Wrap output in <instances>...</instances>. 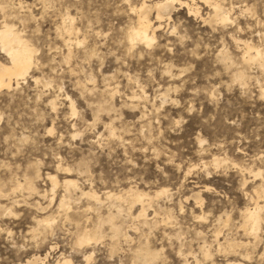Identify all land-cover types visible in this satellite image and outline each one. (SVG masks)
<instances>
[{
	"label": "rangeland",
	"instance_id": "374dc122",
	"mask_svg": "<svg viewBox=\"0 0 264 264\" xmlns=\"http://www.w3.org/2000/svg\"><path fill=\"white\" fill-rule=\"evenodd\" d=\"M22 1L40 64L0 92V264L48 252V264L62 253L76 264L89 253L88 264H264V207L256 241L243 227L261 186L264 205V67L241 58L244 40L264 48V0H217L227 23L184 0L203 18L176 3L156 40L131 49L144 0ZM68 15L80 29L69 45L58 29ZM66 178L78 184L70 194ZM27 179L36 191L13 190ZM128 188L153 198L147 217L118 198ZM86 228L98 242L75 244Z\"/></svg>",
	"mask_w": 264,
	"mask_h": 264
},
{
	"label": "bare ground",
	"instance_id": "6f19581e",
	"mask_svg": "<svg viewBox=\"0 0 264 264\" xmlns=\"http://www.w3.org/2000/svg\"><path fill=\"white\" fill-rule=\"evenodd\" d=\"M11 1L13 0H0V92L6 89L10 90L13 87H15V85L18 86L21 80L26 79L27 76L30 74L31 70L34 69L35 67H38V65L40 64L39 48L33 43L32 39L28 35V30H27L28 21L35 18V16L33 15V13H31L29 16L23 15L24 13L21 14V12L25 8L30 9L29 5L25 4L26 2L19 0V2L17 3L18 6L15 7L11 5ZM204 1L209 3L211 7L213 8V13H209L208 17L204 18L205 20L209 18V20H212V21L216 20L222 23H227L228 21L231 20L230 7L229 9L224 7L217 0L215 1L214 0L213 1L204 0ZM176 3L180 5H186L190 13L194 14L195 16H201L203 18V15L200 13L199 7L197 5L195 6L190 5L184 0H156L152 3H148L147 0H144L140 4L139 7L132 8V10H134V12L136 13L137 20L135 22V25H132L127 32V40H128L130 49L133 48V46L138 42L145 43L147 46L151 45L153 41L156 40L155 32L161 27V22L166 21V20H171L173 16L172 11L176 9L175 8ZM153 13L155 14V18H156L155 22L152 18ZM16 21H18L20 26H18ZM62 21H63L62 26L58 27V29L68 34L69 39L65 40L66 38L65 37L64 40L66 42L65 44L69 45L74 38L77 39V35H79L80 29L75 25L74 18L71 17L70 15L65 17ZM236 40L238 41L240 39L236 38ZM78 43H81V41H78ZM242 43H243V52H242L241 58H242V62L244 66L249 65L250 63H259L261 67H264V48H260L259 46L255 44H251L250 42L245 41V40L242 41ZM70 54H71V50L69 52V55ZM69 55L66 58H69ZM222 58L224 60H228L230 57L227 53H222ZM111 90L114 91L115 89H111ZM137 93H140V92H137ZM135 96H138V94ZM50 104L53 108H55L56 106L55 100L52 99L50 101ZM72 106H73V103H72ZM226 160L227 159L214 157L212 162L216 166H218L219 164L224 163ZM259 174L260 172L257 173L256 175H259ZM49 177L54 187H56L60 181L57 180V177L54 174L53 175L50 174ZM22 183L18 182L13 190L27 188V189L34 191L36 189V187L33 184V181L29 179L26 180L25 184H22ZM77 186L78 184L73 178L72 179L66 178L64 180V187L66 189L65 192H67L68 194H70L72 190H75ZM80 192L82 191L80 190ZM164 192L165 191H162L160 193L157 192L158 193L157 196H160ZM0 194H1V190H0ZM97 194L94 193L91 195L97 201H100V198H99L100 195L98 196ZM114 196L116 195L109 192V195H108L109 198H112V197L114 198ZM196 196H197V199L201 201V198H202L200 197L201 195L197 194ZM67 198H70V196L69 197H67L66 195L64 196V198L61 201V206L63 207L65 206L68 209L70 207L68 203L69 200L66 201ZM118 198L123 199L125 202L128 203L130 211L135 204L140 205L139 213L136 216L137 218L147 217V209L153 206L152 205L153 198L148 193H144L140 190L136 191V190H133V188H130L124 194L119 195ZM262 198H263V186L255 190V194L252 197L254 206L252 208L251 207L247 208L243 212V218H244L243 227L245 229V232L248 235L254 237L255 241L257 240V237L259 235V229L261 227V224L263 223L261 212H262L264 205L261 204ZM37 221L38 222L40 221L41 224L43 223V225L45 224L46 226H49L50 224L52 225L53 223V219L51 222L49 218L46 219L45 217L44 219H39ZM110 226H112V224ZM113 231L115 232L116 230H113ZM98 240L99 238L93 233V230L91 231L86 228L77 233L75 244L81 246L84 244L98 242ZM229 247L231 248L233 247L231 245V242L229 244ZM54 248L55 247H52V249ZM202 250L204 251V255L206 257L211 256L210 248L208 249L206 245L203 246ZM49 255H50L49 252L47 256L44 258L42 256L34 255L32 258L31 257L28 258L25 264H48L47 262L49 261L48 260ZM91 256H92V253H89L88 255L85 254L84 261L86 264L89 263ZM52 264H76V263L74 262L73 258L70 255H66L62 253L61 256L58 258V260Z\"/></svg>",
	"mask_w": 264,
	"mask_h": 264
}]
</instances>
